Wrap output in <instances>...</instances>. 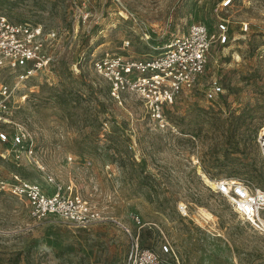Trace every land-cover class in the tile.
Returning <instances> with one entry per match:
<instances>
[{
    "label": "rangeland",
    "instance_id": "rangeland-1",
    "mask_svg": "<svg viewBox=\"0 0 264 264\" xmlns=\"http://www.w3.org/2000/svg\"><path fill=\"white\" fill-rule=\"evenodd\" d=\"M221 1L0 0L11 22L42 27L40 48L51 57L22 82L0 74L13 88L8 122L0 120L8 134L0 178L70 186L102 217L86 228L36 220L25 200L0 191V264H134L135 244L162 264H264V233L213 190L220 179L264 189V0L219 10ZM217 15L230 39L213 45L199 85L166 109L167 130L135 95L114 99L92 69L105 53L155 54L195 22L215 29ZM211 79L223 89L215 100L204 96ZM13 123L28 131L32 153L11 144Z\"/></svg>",
    "mask_w": 264,
    "mask_h": 264
},
{
    "label": "built area",
    "instance_id": "built-area-1",
    "mask_svg": "<svg viewBox=\"0 0 264 264\" xmlns=\"http://www.w3.org/2000/svg\"><path fill=\"white\" fill-rule=\"evenodd\" d=\"M231 2L222 0L219 10L228 8ZM241 28L246 30L247 25ZM42 34L39 25L11 22L0 12V74L13 75L17 82H22L46 67L51 57L40 48ZM49 36L54 37L55 33ZM229 39L228 20L217 15L215 29L201 22L192 23L186 32L174 35L155 54L133 59L105 53L93 58L91 66L106 81L114 99L121 100L124 93L135 95L149 120L159 129L167 130L170 123L166 109L174 104L180 93L199 85L213 45L225 44ZM12 91L13 88L0 80V120L4 122H8L6 113ZM222 91L220 83L211 79L204 89V96L215 100ZM13 124L11 144L25 153H32L33 143L28 131L18 123ZM0 140H8L7 132L0 131ZM257 143L264 162V130L259 131ZM19 149H14L15 159L20 158ZM11 176L10 179L0 178V191L25 200L29 215L36 220L53 215L75 227L86 228L102 219L99 211L89 206L78 193H72L70 186L67 189L60 184L54 191H47L17 173ZM49 180L53 181V178ZM213 190L227 198L243 221L264 233V189L250 180L220 179ZM162 248L166 252L169 250L166 244ZM133 252L134 264H162L149 248L138 249L135 244L131 255Z\"/></svg>",
    "mask_w": 264,
    "mask_h": 264
},
{
    "label": "bare ground",
    "instance_id": "bare-ground-1",
    "mask_svg": "<svg viewBox=\"0 0 264 264\" xmlns=\"http://www.w3.org/2000/svg\"><path fill=\"white\" fill-rule=\"evenodd\" d=\"M261 130L262 131L264 130V126H262ZM203 177H204L205 181L208 182L209 184H211V185L214 184V182H211L206 176L203 175Z\"/></svg>",
    "mask_w": 264,
    "mask_h": 264
}]
</instances>
